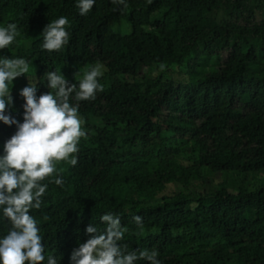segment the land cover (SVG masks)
<instances>
[{
	"label": "trees",
	"instance_id": "16d2710c",
	"mask_svg": "<svg viewBox=\"0 0 264 264\" xmlns=\"http://www.w3.org/2000/svg\"><path fill=\"white\" fill-rule=\"evenodd\" d=\"M126 3L95 0L82 16L77 0H0V27L16 23L19 32L0 56L31 62L13 81L6 114L23 122L20 90L30 81L37 96L49 91L47 71L71 84L78 70L105 69L104 90L79 102L87 135L76 165L61 161L63 186L45 179L41 208L31 210L44 264L49 255L71 264L92 235L87 226L105 228V213L129 229L128 252L156 250L162 264H264V0ZM60 16L69 43L43 50V27ZM121 21L128 34L114 32ZM175 66L182 80L166 76ZM16 130L0 121V155ZM222 171L234 173L236 191L229 180L204 188ZM175 186L182 190L167 192ZM9 228L0 209V238Z\"/></svg>",
	"mask_w": 264,
	"mask_h": 264
},
{
	"label": "clouds",
	"instance_id": "9594fccd",
	"mask_svg": "<svg viewBox=\"0 0 264 264\" xmlns=\"http://www.w3.org/2000/svg\"><path fill=\"white\" fill-rule=\"evenodd\" d=\"M111 2L128 7L126 0ZM94 4L95 0H77L79 14L86 15ZM68 25L65 16L48 22L41 32L42 49L59 51L67 45ZM18 35L16 23L0 27V50L13 44ZM30 64L22 57L0 56V121L9 126L15 124L17 128L4 142L0 155V209L10 224L7 234L0 238V264H44L43 237L31 210L41 208L48 188L42 183L45 179L51 177L50 182L63 186V169L57 168V163L66 161L73 166L77 163L79 141L87 135L83 128L85 121L79 116V102L94 100L97 92L104 90L99 78L105 69L99 62L76 71V82L71 84L60 70L47 71L44 79L49 91L37 96V82L30 81L29 86L20 90L24 99L23 122H20L6 112L14 104L11 94L14 79L28 76ZM165 67L160 64L161 71ZM73 99L77 103L73 104ZM100 220L105 228L87 226L86 232L92 235L72 250L71 264H136L138 260L162 264L156 250L127 251L128 245L121 242L129 229L122 225L120 216L105 213ZM133 221L143 232L142 217L134 215ZM47 264L58 261L49 255Z\"/></svg>",
	"mask_w": 264,
	"mask_h": 264
},
{
	"label": "rangeland",
	"instance_id": "374dc122",
	"mask_svg": "<svg viewBox=\"0 0 264 264\" xmlns=\"http://www.w3.org/2000/svg\"><path fill=\"white\" fill-rule=\"evenodd\" d=\"M114 32L116 33H119V34H128L130 32V28L128 25L125 24L124 21H121L119 25L115 26L114 27ZM178 67L175 66V67H172V68H168L167 69V73H166V76L170 79H179V80H182L183 79V75L178 73L180 71V69L178 70L177 69ZM174 69V71H173ZM177 70V71H175ZM158 72H161V70H156L155 71V74ZM60 166V169H64L65 167L64 166H67V164H63V163H57V168H59ZM234 176V173L232 171H222V172H213V173H210L209 175H207V179L210 181V184H206L207 186H204V188H206L208 191H213L215 190L216 188V185H220V183L222 182H227L228 180V184H229V187H230V190L232 191H236V188H235V178H233ZM254 184L251 186L253 187ZM203 188V189H204ZM181 189L180 186H175L173 188H169L167 190L168 193H173L174 191L175 192H179Z\"/></svg>",
	"mask_w": 264,
	"mask_h": 264
}]
</instances>
